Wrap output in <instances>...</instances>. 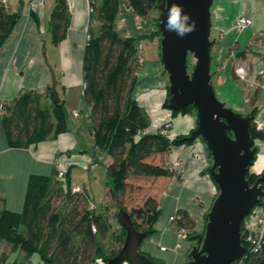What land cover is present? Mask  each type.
<instances>
[{
    "label": "crops",
    "instance_id": "obj_1",
    "mask_svg": "<svg viewBox=\"0 0 264 264\" xmlns=\"http://www.w3.org/2000/svg\"><path fill=\"white\" fill-rule=\"evenodd\" d=\"M90 1L66 0L69 16L65 34L57 44H53L49 18L55 0H0L3 8L16 18L11 31L0 44V104L3 105L0 111V208L19 212L27 177L30 174L52 175L55 160L64 163L70 188L73 166L88 172L97 165V160H102L104 167L108 161L104 153H98L94 148L90 134L83 126L81 130L89 141L85 144L80 127L66 114V108L71 107L68 102L71 87L80 85L82 92L81 60L88 30L95 31L98 25L90 13ZM157 13L152 11L145 19L141 18V27L138 28L134 13L126 6L125 0H121L114 28L122 36L135 38L141 49L142 63L134 97L149 117L146 132H155L168 124L167 137L187 136L197 127L196 113L191 111L172 117L171 110L162 107L168 80L166 74H162ZM240 16L251 18L252 24L238 30L235 20ZM211 23V84L216 96L225 106L244 116L252 115L255 109L252 115L254 122L264 130V0H213ZM144 39L150 40V46L141 43ZM43 45L56 77L55 89L62 101L66 130L26 148H9L1 126L6 104L24 91L40 94L41 104L46 107L51 103L45 97L50 80L41 56ZM237 67L245 70L244 78L236 73ZM255 116H260V119L256 120ZM257 146L260 160L256 161L261 171L264 168V141H259ZM93 156L98 159L90 165ZM178 158H181V166L173 167ZM153 159L154 163L164 164L174 173L152 179L156 185L152 196L158 202L159 215L153 225L154 232L142 240L139 251L155 264H188L192 244L186 238L181 247H176V225L170 223L169 218L177 210H185L193 221L195 234L202 232L206 216L218 194L212 177L205 172L211 165V156L205 142L198 137L192 143L172 147L170 152ZM259 170L252 173H259ZM160 246H165L166 250H160ZM13 253L20 257L17 251ZM120 264L129 263L122 261Z\"/></svg>",
    "mask_w": 264,
    "mask_h": 264
},
{
    "label": "trees",
    "instance_id": "obj_2",
    "mask_svg": "<svg viewBox=\"0 0 264 264\" xmlns=\"http://www.w3.org/2000/svg\"><path fill=\"white\" fill-rule=\"evenodd\" d=\"M121 0H91L90 13L97 21L95 31L88 30L82 51L81 73L83 106L87 108L85 129L98 153L108 157L105 174L109 179L107 196L124 210L137 231H146L150 236L159 215L158 202L147 196L138 207L126 210L122 199L132 188L131 178L168 177L173 169L156 164L153 158L170 152L172 147L189 144L184 135L169 138L158 129L146 132L150 124L146 111L134 97V87L141 67L139 48L135 38L120 35L114 28V19ZM135 16L146 18L152 11L158 12L160 0H125ZM66 0H55L49 18L50 40L57 44L65 34L68 23ZM15 15L7 12L0 4V44L15 23ZM158 36L161 38L159 30ZM45 97L49 107L41 104L42 96L33 91H24L6 104L1 115V126L9 148H26L31 144L54 138L66 130V119L62 101L54 103L49 87ZM168 97L162 104L167 106ZM193 108H186L187 114ZM179 111L171 110V116ZM255 109L251 114L254 115ZM254 117V116H253ZM256 143V142H255ZM205 172L208 173L206 170ZM256 178L249 176L252 184ZM67 169L64 179L52 175L30 174L27 177L22 207L19 212L0 208V242L8 250L0 251V264H9L10 253L20 257L13 264H28L32 254H37L39 264H98L104 258L115 255L103 251L101 240L107 236L123 242L124 232L118 229L113 235L109 222V205L100 213L89 208V193H71ZM264 188V182H263ZM65 202L63 211L55 203ZM262 199L255 205L258 206ZM179 218L175 227H191L193 221L185 210L175 212ZM93 229V231H92ZM241 241L246 251L240 258L241 264H264V238L256 251L248 248L247 230L242 224ZM189 237V235H188ZM237 263V262H236ZM158 264V263H156Z\"/></svg>",
    "mask_w": 264,
    "mask_h": 264
},
{
    "label": "water",
    "instance_id": "obj_3",
    "mask_svg": "<svg viewBox=\"0 0 264 264\" xmlns=\"http://www.w3.org/2000/svg\"><path fill=\"white\" fill-rule=\"evenodd\" d=\"M212 3L213 0H160L156 17L161 34L162 74L168 80L167 106L181 113L190 105L196 109L197 127L183 139L192 143L200 137L205 142L211 156L207 169L218 189L206 216L204 233L193 236L197 243L188 254V264L237 262L246 251L241 241L242 224L264 197V170L254 173L252 184L248 180L258 154L255 142L264 141V130L257 127L252 115L244 116L225 106L211 84ZM173 4L182 8V16L190 17L188 25L195 22V30L183 37L164 27ZM189 54L195 60L191 73L187 70ZM41 56L49 74L52 101L57 103L56 77L44 45ZM116 219L124 232L123 242L114 256L104 258L105 264H155L139 251L149 231H137L129 214L121 208Z\"/></svg>",
    "mask_w": 264,
    "mask_h": 264
},
{
    "label": "rangeland",
    "instance_id": "obj_4",
    "mask_svg": "<svg viewBox=\"0 0 264 264\" xmlns=\"http://www.w3.org/2000/svg\"><path fill=\"white\" fill-rule=\"evenodd\" d=\"M213 35L214 33H212V36ZM149 41H150L149 39H144L141 41V43L145 46H150L151 43ZM143 55L145 56V54ZM194 64H195V60L193 59L192 55L189 54L187 57V70L189 73L192 72ZM167 97H169L168 90L166 94V98ZM68 102L71 105V107L69 106L68 108L66 106L67 107L66 108L67 117L70 119V121L74 120V122H76V126L80 127L81 136L84 138L85 144H87V142L89 143V141L86 139V135L84 134L83 130H81V127L83 128V114H85L87 110L83 106V103H82L80 85L71 87V89L69 90ZM191 111L195 112L197 115V111L194 107L191 109ZM73 112H76L78 114L77 115L78 117L75 119L73 117ZM255 118L256 120H259L260 116H255ZM164 126L165 125H163V127ZM258 143L259 141L257 140L255 144L258 145ZM257 159H258V156L255 159L254 165L251 167V172L252 171L256 172L257 170H259V165L256 161ZM259 160H260V157L258 161ZM97 162H98L97 165L93 169L89 170L88 172L87 170L82 169V167L73 166L70 171L71 187L79 186L80 188H85L88 191L89 197H90L89 202H92L94 204L95 213H100L105 204L109 205L108 216H109L111 231H113L112 233L114 235L118 232V229H121L116 219V214L119 211L120 206L116 201L108 198L107 190L110 184L109 179L105 174V167L103 165V161L97 160ZM263 170L264 168L261 171L259 170L260 172L258 174H261ZM152 179H153L152 177H149V178L138 177V178H131L129 180V182L132 184V188L127 190L121 202L126 210H130L132 207L140 206L147 196L149 195L152 196L154 194V192L156 191V185L153 184ZM261 199H262L261 204L258 206H255L253 208V211L251 212L252 214H250L248 218L246 219V226L251 232H255L256 230L257 231L260 230L264 232V197ZM55 206H57L60 211H63L65 207V202L61 204H59V202H56ZM186 230L189 235V237L187 235V240L191 242L192 247H193L197 243L196 239L193 237L194 235H196L195 227L194 225L191 227H186ZM203 233H204V229L202 230L200 234H203ZM100 242L102 244L103 251L106 254H108L110 250H116V251L119 250L118 242L115 241L112 237L107 236ZM7 250H8L7 246L4 243L0 242V251L6 252ZM31 256L33 257L29 258L28 264H38V261H39L38 255L32 254ZM15 258H17V254L10 253L8 256L9 264H13L12 261ZM233 264H237V263L235 262Z\"/></svg>",
    "mask_w": 264,
    "mask_h": 264
},
{
    "label": "built area",
    "instance_id": "obj_5",
    "mask_svg": "<svg viewBox=\"0 0 264 264\" xmlns=\"http://www.w3.org/2000/svg\"><path fill=\"white\" fill-rule=\"evenodd\" d=\"M140 22H141V18L138 17V16H135V23H136V25H137L138 28L141 27ZM251 24H252V19L251 18L244 17V16H240V17H238L235 20V27L238 30H242L245 27L250 26ZM140 50L141 49L139 48V54H140ZM140 62H142L141 57H140ZM235 71H236V73L240 77L244 78L245 70L243 69V67H237ZM1 110H3V105L2 104H0V111ZM77 115L78 114L76 112H73V117H78ZM86 123H87V118H86V115L83 114V126H85ZM160 132L163 133V134H167L169 132V130H168V124H165V126L160 129ZM97 159H98L97 156H93L91 158L90 165H93V163ZM53 165H54V169H55V172H56V178H58L60 180H63L64 179V173H65V165H64V163L63 162H60L58 160H55ZM180 166H181V158H178L173 163V167H180ZM82 191H83V189H81L79 187H75L74 186V187H71L70 188V192L71 193H81ZM89 208L92 209V210L94 209V205H93L92 202H89ZM178 218H179V216H177L174 213L172 216H170L169 221H170V223H175V221ZM246 219L244 221L245 228H246V230H247L248 233L250 232L249 234H247L248 248L250 250H252V251H256L260 247V244H261V242H262V240L264 238V232H262L260 230H258V231L256 230L255 232L249 231V229L246 226ZM92 231H93V229H92ZM175 231H176L177 238H178V241L176 243V247L179 248V247H181V243L187 238L188 233H187V230L184 227H175ZM160 250H166V247L165 246H160ZM239 260L237 261V264H241V261H239ZM96 261H97L98 264H103V262H102V260L100 258H97Z\"/></svg>",
    "mask_w": 264,
    "mask_h": 264
},
{
    "label": "clouds",
    "instance_id": "obj_6",
    "mask_svg": "<svg viewBox=\"0 0 264 264\" xmlns=\"http://www.w3.org/2000/svg\"><path fill=\"white\" fill-rule=\"evenodd\" d=\"M182 8L178 5L173 4L172 7L168 10L167 22L164 23L165 30L167 31H176L177 34L183 37L185 34L190 33L195 30V22L193 21L191 25H188L187 22L190 20L188 15H181Z\"/></svg>",
    "mask_w": 264,
    "mask_h": 264
},
{
    "label": "flooded vegetation",
    "instance_id": "obj_7",
    "mask_svg": "<svg viewBox=\"0 0 264 264\" xmlns=\"http://www.w3.org/2000/svg\"><path fill=\"white\" fill-rule=\"evenodd\" d=\"M252 173V172H251ZM255 174H258V173H255Z\"/></svg>",
    "mask_w": 264,
    "mask_h": 264
}]
</instances>
